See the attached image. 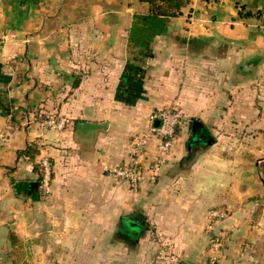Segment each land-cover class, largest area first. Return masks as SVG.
Here are the masks:
<instances>
[{"label":"crops","instance_id":"crops-1","mask_svg":"<svg viewBox=\"0 0 264 264\" xmlns=\"http://www.w3.org/2000/svg\"><path fill=\"white\" fill-rule=\"evenodd\" d=\"M146 13L138 0H0V264H207L213 235L224 237L220 264H264V213L253 212L264 193V0H190L142 62L128 33ZM163 109L185 121L157 182L133 192L107 169L130 162ZM45 117L68 122L58 131ZM195 119L214 142L191 154ZM78 123L96 131L79 136ZM157 157L152 137L146 164ZM211 209L227 213L215 233ZM168 243L171 262L160 258Z\"/></svg>","mask_w":264,"mask_h":264},{"label":"built area","instance_id":"built-area-1","mask_svg":"<svg viewBox=\"0 0 264 264\" xmlns=\"http://www.w3.org/2000/svg\"><path fill=\"white\" fill-rule=\"evenodd\" d=\"M160 120L159 127L154 126V123ZM151 126L148 133L138 137L135 140L134 148L131 154L130 162L121 167L108 168V172L115 179L124 182L130 190L137 192L141 185L145 182L156 183L159 172L169 160L175 141V135L178 127L185 121V116L182 112L175 109H163L154 113L151 118ZM68 119L66 118H49L43 120V125L49 129L62 131ZM154 137L157 140L158 157L146 164L148 145L150 138ZM42 170V178L40 186L44 192L50 191L52 181V164L48 156H44L40 162ZM227 216V213L221 209H211L207 213L206 231L215 233L216 222ZM224 237L214 236L211 239L209 257L207 264H220L221 253L224 245ZM174 247L171 244L161 245L160 258L171 262L174 260Z\"/></svg>","mask_w":264,"mask_h":264},{"label":"trees","instance_id":"trees-1","mask_svg":"<svg viewBox=\"0 0 264 264\" xmlns=\"http://www.w3.org/2000/svg\"><path fill=\"white\" fill-rule=\"evenodd\" d=\"M140 3L148 5V13L135 14L132 18V24L128 33V49L134 50L138 59L142 62L152 55L153 44L157 37L167 34L171 18L180 14L182 7L190 0H138ZM243 11V10H242ZM242 17L249 16L243 14ZM52 117H45L49 119ZM32 161L36 158L38 150L34 145H30L24 153ZM40 176L42 170L39 165H35ZM42 176L39 179L41 181ZM216 235H213V237ZM212 237V238H213ZM13 238V235H11Z\"/></svg>","mask_w":264,"mask_h":264},{"label":"water","instance_id":"water-1","mask_svg":"<svg viewBox=\"0 0 264 264\" xmlns=\"http://www.w3.org/2000/svg\"><path fill=\"white\" fill-rule=\"evenodd\" d=\"M160 120H157L154 123V126L159 127ZM77 135L84 136L88 133L96 131V125L91 123H78L76 127ZM191 131H192V139L189 144L190 152L192 154L191 145L192 143L196 142H203V145L197 150V153H200L201 151L209 148L214 140L208 135L205 131V127L203 123L197 119H195L191 124ZM190 160V159H189Z\"/></svg>","mask_w":264,"mask_h":264},{"label":"rangeland","instance_id":"rangeland-1","mask_svg":"<svg viewBox=\"0 0 264 264\" xmlns=\"http://www.w3.org/2000/svg\"><path fill=\"white\" fill-rule=\"evenodd\" d=\"M261 104H262V108L264 107V96H263V94H261ZM243 142H245V141H243ZM262 170V175H261V178H262V180L264 181V167L261 169ZM259 202H257L255 205H254V210H253V212L254 213H259V214H262V213H264V193H263V195H262V198L260 197V199L258 200ZM263 223H264V221H263ZM263 225V224H262ZM264 226V225H263Z\"/></svg>","mask_w":264,"mask_h":264}]
</instances>
